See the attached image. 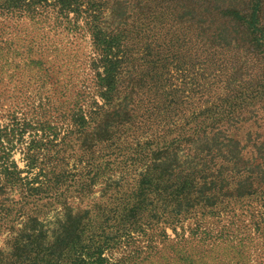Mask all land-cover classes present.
Returning <instances> with one entry per match:
<instances>
[{
    "label": "rangeland",
    "instance_id": "374dc122",
    "mask_svg": "<svg viewBox=\"0 0 264 264\" xmlns=\"http://www.w3.org/2000/svg\"><path fill=\"white\" fill-rule=\"evenodd\" d=\"M234 2H191L200 11L209 9L207 16L199 19L204 26L198 19L191 22L182 19L175 0H150L149 17L134 16L129 20V26L122 34L121 48L128 65L121 71L122 86L116 96L121 89L130 93L127 85L133 86L132 92L135 89L131 119L111 130L113 134L107 142L83 153L82 164L70 159L65 166L85 174L84 168L89 162L107 165L114 171L112 179L103 182L101 179L94 185L83 206L107 201L103 196L107 182L115 186L121 181L122 190L124 187L127 191L131 187L137 189L148 166L150 168L152 153L172 137L183 136L182 129L192 130L201 121L213 122V112L220 110L218 107L222 106L220 102L226 95L221 87L241 62L236 63L239 54L234 49V42L229 50L216 49V54L208 49L212 42L215 45L247 37L230 23V15L222 14L225 6L237 4L239 8L243 7L240 2ZM86 12L84 4L80 16L69 14L70 24L67 21L59 24L57 10L49 6L38 7L35 12L0 7V130L8 133L0 139V150L11 148L4 158L7 163L15 164L16 173L24 180L37 178L40 169L30 172L33 157L47 151L53 154L57 148L53 145L69 144V152L80 154L81 142H75L74 136L70 135L75 108L96 110V102L102 107L100 113L108 109L100 96L93 68L99 54L88 29ZM202 38L208 40L206 50L200 43ZM248 60L247 67L253 72L249 83L262 84L264 61L251 57ZM151 77L159 80L161 91L155 92L151 87ZM261 98H264V87L252 103L259 113V123L249 120L239 130L231 131L242 144L247 143L248 132L253 138L255 135L261 136L260 140L264 137V108L257 103ZM251 102L252 99L245 95L242 105ZM167 106L175 108L171 115L166 111ZM249 112L250 109L241 107L242 118H250ZM223 122L227 120L223 119ZM26 124L30 125L26 132L22 136L16 134L12 144L8 143L12 139L11 130ZM255 150L253 145L247 144L242 154L244 160L255 157ZM260 151L264 154V150ZM167 154L163 152L162 156ZM46 162V159L38 160V163ZM49 162V167L54 164L53 160ZM263 162L256 161L249 170ZM156 164L159 168L155 177L162 167H166L162 162ZM256 172H263L264 177L263 168ZM147 177L150 180V174ZM229 180L235 189L238 177ZM152 183L157 186L151 194L152 206L142 211L139 223L111 234L108 239L111 223H105L104 216H93L97 225L84 234V238L102 247L85 241L80 247L83 251L79 249L76 254L74 251L66 254L60 264H264V182H253L252 188L256 192L252 195L228 197L213 208L197 204L190 209L175 202H165L168 197V193H164L165 184ZM65 203L73 209L81 201L75 197ZM62 210L63 207L57 204L43 220L50 236L55 232L56 219L65 220ZM98 223L105 231L98 229ZM10 236L8 229L2 228L0 250L8 252ZM103 239L107 241L103 242Z\"/></svg>",
    "mask_w": 264,
    "mask_h": 264
},
{
    "label": "trees",
    "instance_id": "16d2710c",
    "mask_svg": "<svg viewBox=\"0 0 264 264\" xmlns=\"http://www.w3.org/2000/svg\"><path fill=\"white\" fill-rule=\"evenodd\" d=\"M193 1L175 0L179 15H182V19H188V22L207 16L209 10L208 8L203 11L198 10L191 4ZM235 2H240L243 7L239 8L237 4L225 6L222 14L230 15V23L236 29L242 30L243 35L247 37L244 40L230 39L219 44L214 45L213 42L210 44L208 50H213L216 54V49L229 50L232 43H236L234 49L239 54L236 63L241 62L221 87L226 95L220 102L222 105L218 107L220 110L213 112V122L208 124L201 121L192 127V130L182 129L180 133L183 136L172 137L161 146V149L152 153L150 168L148 166L146 175L139 181L137 189L131 187L127 191L124 187L122 190L121 181H117L115 186L107 182L103 193L107 201L83 206L82 203L89 198L94 185L101 179L102 182L112 179L111 175L114 171L107 165L89 162H87L89 167L84 168L85 174L73 172L65 166L70 159L82 164L85 157L83 153L107 142L113 134L110 133L111 130L131 119L135 89L132 92L133 86L127 85L126 89L130 90V93L121 89L116 96L119 86H122L121 71L124 65H128L121 51L124 42L122 34L127 30L132 17L150 16V8H152L150 0H0V7L14 10L35 12L38 7L49 6L57 10L56 20H60L59 24L64 21L70 24L69 14L75 13L80 16L85 4L86 15L89 18L88 29L99 54L93 62V68L96 72L100 96L108 107L104 113L99 112L102 107L96 102V110L84 111L75 108L72 115L74 126L70 135L74 136L75 142H81L82 151L80 154H74L68 151L67 148H71L69 144L60 143L59 147L53 145V148L57 147L53 154L47 151L46 154H41L43 155L41 157L38 153L30 164V172L40 169L37 178L33 181L18 176L15 164L7 163V159L4 158L7 156V150L11 148L2 147L0 231L2 228L8 229L11 236L7 241L8 252L0 250V264H60L66 254L73 251L76 254L79 249L83 251L80 247H83L85 241L95 247L98 246L96 242L84 238V234H88L97 225L93 216H104L105 223H111L108 239L111 234L127 230L129 226L139 223L143 216L142 211L147 206H152L151 194L157 188L152 181L165 184L164 193H168L165 202H175L186 209L193 208L197 204L213 208L228 197L241 198L256 192L252 188L253 182H264L263 172L256 170L264 169V162L262 165H256L253 170L249 169L256 161H264V154L260 151L264 150V137L262 140H260L261 136L257 135L253 138L252 133L248 132L247 143L242 144L237 134L233 136L231 131L239 130L240 126L249 120L254 124L259 123L260 120L259 113L253 109L255 105L252 103L264 87V77L260 80L262 84L249 83L253 72L247 65L250 63L248 60L250 57L264 61V0H235ZM109 3L111 5L107 7ZM251 4L253 7H250ZM198 23L205 25L202 20ZM239 41L242 43L239 44ZM200 43L206 50L208 40L202 38ZM151 62L154 69L153 59ZM99 68L103 71L100 72ZM150 83L155 92L161 91L158 87L159 80L155 77H151ZM245 95H248L252 102L243 106L242 100ZM171 103L170 101V105ZM257 103L264 108V98L259 99ZM241 107L250 109V118L241 117ZM168 108L166 111L171 115L175 108L173 106ZM225 114L226 116H223ZM223 119L227 122L224 123ZM29 126L26 124L22 125V128L17 126L12 129V139L8 143L12 144L16 134L22 136ZM3 134L8 135L6 131L3 133L0 130V139ZM247 144L253 145L257 155L245 161L242 154L247 149ZM163 152L168 153L167 156H162ZM40 158L48 162L38 163ZM52 160L53 167H49L51 163L49 161ZM156 162H162L166 167H162L155 177L159 168ZM40 177L42 179H39ZM232 177H238L235 189H232L229 180ZM75 197L81 201V204L73 209L69 208L65 201ZM57 204L63 207L61 215L65 220L56 219L55 232L50 236L49 228L44 227L43 220ZM98 229L105 231L99 223ZM102 241L106 242L107 239ZM98 247L102 246L99 244Z\"/></svg>",
    "mask_w": 264,
    "mask_h": 264
}]
</instances>
